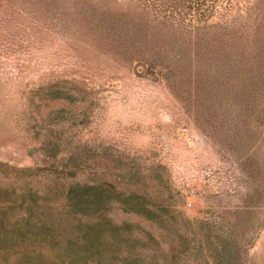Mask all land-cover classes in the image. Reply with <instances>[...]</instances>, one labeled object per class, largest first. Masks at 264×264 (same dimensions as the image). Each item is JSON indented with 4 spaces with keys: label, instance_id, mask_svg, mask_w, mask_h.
<instances>
[{
    "label": "rangeland",
    "instance_id": "rangeland-1",
    "mask_svg": "<svg viewBox=\"0 0 264 264\" xmlns=\"http://www.w3.org/2000/svg\"><path fill=\"white\" fill-rule=\"evenodd\" d=\"M101 179L162 222L65 205ZM106 222L85 264H264V0H0V264Z\"/></svg>",
    "mask_w": 264,
    "mask_h": 264
},
{
    "label": "trees",
    "instance_id": "trees-1",
    "mask_svg": "<svg viewBox=\"0 0 264 264\" xmlns=\"http://www.w3.org/2000/svg\"><path fill=\"white\" fill-rule=\"evenodd\" d=\"M57 92L59 89H54ZM55 143H51L44 146V150L49 156H53L57 150ZM65 167L62 169H58L57 172H64ZM56 170V168H55ZM114 183L107 180V179H101V181L96 183H87L84 182L81 185L80 190L75 189L73 185H69L65 190V205L73 212H79V213H94L100 210L104 207L105 202H107L112 195H110L111 192H116L117 198L122 202L121 205L124 209L133 210L141 213L145 218L150 220H158L162 222V218H159V215H156L154 206H158V203L164 208L163 203L156 202V199H152L145 193L144 191H136L131 190L125 195L123 191L115 189ZM167 185V183H166ZM118 190V191H116ZM123 195V196H122ZM122 196V197H121ZM110 224V225H108ZM127 227H129V223H121L120 224H111L107 223L103 225L102 223H93L91 225L86 226V228L83 230L84 234V240L86 243V246L81 254L76 258V264H85L89 260V257L91 258V253L95 252V249L93 248V244L95 243V237L97 235L102 233H110V230H115L116 234L120 237V228L124 231H126ZM94 228H98L99 232H96ZM96 232V234H95ZM145 236L143 238L145 239H154L153 235L149 231H145ZM121 238L123 240H126L127 242H133L136 240H140L141 244H144V240L142 237L133 238L130 239L126 234L122 235L121 231ZM181 236V235H179ZM155 240V239H154ZM122 241V240H121ZM157 243V241H156ZM182 251V250H180ZM90 252V253H89ZM98 259V258H97ZM132 260L125 259V264H131Z\"/></svg>",
    "mask_w": 264,
    "mask_h": 264
}]
</instances>
